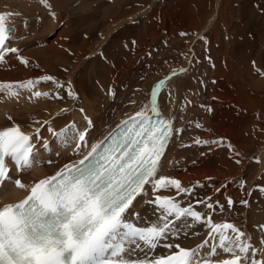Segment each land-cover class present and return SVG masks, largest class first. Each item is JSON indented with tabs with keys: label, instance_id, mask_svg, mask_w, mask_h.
<instances>
[{
	"label": "snow or ice",
	"instance_id": "snow-or-ice-1",
	"mask_svg": "<svg viewBox=\"0 0 264 264\" xmlns=\"http://www.w3.org/2000/svg\"><path fill=\"white\" fill-rule=\"evenodd\" d=\"M40 3L51 7L49 0ZM9 15L0 13V63L8 55H16L22 64L28 65L29 61L18 55V48L9 46L15 39L14 24L5 23ZM176 74L174 70L152 87V113L160 114L157 90H162L166 81ZM41 81H54V77L44 75L16 84L0 83V92L16 96L18 89L34 87ZM49 94L36 91L33 95ZM84 119L92 125L90 118ZM121 123L126 126L125 131L119 138L109 137L112 143L107 147L103 146L104 142L93 144L91 151L76 164L66 165L54 175L40 179L19 202L0 207V264H212V256L220 255L230 258L219 259L217 264H264V259L255 258L260 250L253 248L251 238L244 231L233 223L213 221L216 206L209 202L210 197L195 202L207 212L195 210L193 203L182 206L176 197H190L194 189L183 187L178 179L159 175L162 157L173 134L171 120L152 123L149 114L139 110ZM85 135L86 131H79L78 140L86 142ZM195 143L210 141L197 139ZM32 151L31 137L18 125L0 128V182L7 178L6 158L18 168H31ZM14 183L25 188L19 179ZM146 186H150L154 199L145 204L153 206L155 219L147 226L138 227L127 216L135 208L134 201L149 195ZM160 190H175L176 195H161ZM233 203L228 198V206ZM241 203L246 205L248 201ZM219 207L222 211L223 205ZM136 218L143 219L139 212ZM197 223L208 231L195 247L181 246L170 239L179 238L181 233L186 238L188 230ZM260 227L264 230V225ZM162 241H167L164 248L169 254L149 256ZM209 245L210 253L201 256V251ZM137 253L143 258H125Z\"/></svg>",
	"mask_w": 264,
	"mask_h": 264
},
{
	"label": "rangeland",
	"instance_id": "rangeland-1",
	"mask_svg": "<svg viewBox=\"0 0 264 264\" xmlns=\"http://www.w3.org/2000/svg\"><path fill=\"white\" fill-rule=\"evenodd\" d=\"M57 2H59L58 5L50 9V12H54L58 18L59 23L57 22L56 30L59 31L63 27V33H66L65 27L67 26L72 31L71 34L78 46L83 44L86 51H93L87 57L86 62L79 64V71L75 75V88L78 93L92 87L87 83L89 70L93 69L98 76L97 79H101L106 69L112 66L106 62L104 64L103 60L105 57L107 60H113L114 69L112 71L114 70L116 80H113L111 94H106L110 99L108 102L111 107L107 105L103 108L109 112L108 114L113 112L114 115L115 113L113 123L123 113L128 114L140 108V104L144 105V98L145 100L150 98L152 87L156 82L164 79L176 69H187L178 74L175 79L180 89L178 90L181 91L178 97L175 89L169 86L164 87L157 97L158 104L163 110H168V105L172 102L176 103L177 110L185 111L187 107L189 108L188 112L177 113L178 121L186 120L189 115L194 117L195 128L187 130L186 136L189 141L184 144V148L189 149V152L187 149L177 150L185 155L184 157L189 156L187 161L185 158L182 159L185 161L183 164H194L200 156L204 157L205 154V158L209 157V164L210 162L220 164V155H227L236 147L228 137L215 135L214 130L207 125L208 122L206 124L204 119L201 120L200 115L193 109V107L199 110L205 109L204 115H208L207 121L214 112L213 103H218L225 108L231 107L237 114L242 110L238 105L221 98L215 91L217 72L226 65V47H228L226 38L234 35L235 45L228 59L236 78L235 81L240 85L243 84L247 93V83L251 79L247 72L249 67L254 66L260 75V83H258V90L255 91L253 100L257 111H253L252 119L246 120L247 122L245 121L240 129L241 133L248 132L247 136L244 135L245 139L248 142L251 139L256 145L254 149L241 151L242 158L245 159L242 164L245 165L244 177L247 178L245 187L250 194L249 200L247 199L248 203L245 205L241 203L243 200L241 197L234 200L231 198L234 203L229 207L227 198L230 197L227 196L220 200L218 192H212V183L215 180L210 179L207 182L208 185L195 182L190 184V187L196 188L195 194L190 196V201L195 203L197 200L210 197L209 202L216 206L213 215L215 223H233L244 231L243 227L250 222V210H252L262 217L258 227L264 225V170L261 167V163L264 164V150L263 154L258 156V149L264 147V0H87L82 5L80 0H59ZM213 13L215 14L213 23L206 31L200 33L202 26ZM223 20H227V25ZM162 23L164 25L159 27L160 29L155 27ZM216 35H218L219 44L212 46L211 39ZM67 57H69L67 58L69 63L66 65L63 63L64 66L59 64V67H56L58 69L56 74H59L57 78L65 79L66 73L72 70L73 64L71 63L75 57L70 53ZM103 81L104 78L100 82ZM92 84L94 88H99L95 82ZM65 90L68 91V87ZM103 93L105 94L106 91ZM81 96L80 93L76 109H80L85 102L87 104V101H93L94 97L88 92L86 97ZM99 100L101 99H98L96 103L100 104ZM108 102L102 101L103 104ZM133 107L135 109L131 111ZM192 122L190 120L188 124ZM67 123L68 121L60 123L56 127L61 129ZM197 125L200 126L197 127ZM181 138V141L185 139L182 136ZM197 139L210 141V143L196 144ZM212 141L215 143H211ZM192 142L195 147L197 146V150L193 152L190 148ZM248 142L244 143L248 145ZM239 153L234 152L233 155L238 156ZM234 163L240 164L241 160L234 159ZM28 173L31 174L29 169ZM39 176L41 175H35L37 178ZM216 202L219 204L217 205ZM219 205H223L222 211ZM198 211L207 212L204 207L198 208ZM253 228L256 229V226H250L251 233ZM221 256L223 255L215 256L213 259Z\"/></svg>",
	"mask_w": 264,
	"mask_h": 264
},
{
	"label": "bare ground",
	"instance_id": "bare-ground-1",
	"mask_svg": "<svg viewBox=\"0 0 264 264\" xmlns=\"http://www.w3.org/2000/svg\"><path fill=\"white\" fill-rule=\"evenodd\" d=\"M57 1L59 0H49V3L51 4V7L49 8L41 4L40 0H0V13L11 14L6 16L5 23L14 24L15 26V32L13 33L15 39L9 44V46L18 48V55H22L29 61L28 65H24L19 61L16 55H8L6 60L0 63V83L16 84L24 82L28 79L36 80L38 77L44 75H50L54 77V81H41L34 87L18 89V94L16 96H9L6 92H0V128L18 125L24 133L31 137V145L33 148V158L31 160L32 166L29 168L31 174L19 173L18 176H15L11 171H6L7 179H4L2 182H0V203L2 204H5L9 201H16L19 198L26 196L30 192V187L38 182L33 176L45 175L44 177H48L65 168L66 165L77 163L89 151H91L93 144L100 143L113 129L119 126L122 121L128 119L129 116L134 115L136 111L144 110L149 114V116L155 114L151 112L150 95V98L146 99L147 101L144 98V105L142 104L141 106L140 104V108L136 110H134L135 107H133V109L130 110L134 111L128 114L123 113L117 120H115L116 122L114 121L113 123L115 113L114 115L113 112L108 114L109 112H106V110L103 109L104 106H110V99L106 94H111L110 89L113 87V80H116L114 78V70L112 71V69H114L112 64L113 60H107L106 57L103 60V63L105 64L106 62L108 65L111 64L112 66L111 68L108 67V69H106L103 76L104 81L100 82L101 79L103 80V78L97 79V74L93 72V69H91L89 70L87 83L92 87H89L86 90L80 91L78 93V90H76L77 88H75V75L79 71V64L86 62L87 57L90 56L93 51L87 50V52L84 49L83 44L78 46L76 44V39L71 34L72 31L69 30L67 26L65 27V30L67 31L66 33H63V27L59 31L56 30L58 28H56L58 18L56 15H52L50 9L58 5L59 2ZM86 1L87 0H80L81 5ZM214 17L215 14L213 13L206 24L202 26L200 33L207 30L210 24L213 23ZM223 21L227 25V20ZM162 25H164V23L155 27L159 28L162 27ZM159 32H161V30H159ZM194 37L192 39H194ZM105 39L106 38L104 37V40ZM226 39L228 46L226 47V65L217 72L215 91L221 98L238 105L242 110L237 114L231 107L225 108L220 106L218 103H213L214 112L211 117L209 116L207 121L208 115H204L205 109L199 110L195 107H193V109L200 115L199 118L201 120L204 119L206 124L208 122L207 125L214 130L215 135L228 137L236 147L229 154L223 156L220 155V164H212V162L209 164V157L205 158L206 154L204 157L200 156L194 164H183L185 161H187V159H189V156L184 157L185 155L179 153L178 151L180 149H187L184 148V144L189 141V138H187L188 136H186V132L187 130L190 131L195 128V121L193 120L194 117L189 115L186 120L182 119V122L178 121L177 113L186 112L189 108L187 107L185 111H180V109L177 110L176 103L172 102L169 103L168 110H163L159 106L157 98V108L159 113H165L166 115H164L172 121L173 126V134L165 149V154L162 157V171L159 172V175H166L169 178L178 179L181 181V185L183 187L189 189L190 184L193 182L207 184L208 180L213 179L215 181L212 183V192H218L220 200L227 198V196L233 200L237 197H241L243 200H249L248 197L250 194L248 189L245 187V181L247 179L246 176L244 177L245 165L242 164L243 160L245 159L242 158L243 154L241 151L244 152V150L254 149L256 148V145L251 139L250 142H248L244 136L245 134L247 136L248 132L245 134L241 133L240 129L246 120L249 118L250 120L252 119L251 116L253 111H257L253 105L255 102H253V100L255 98L254 93L258 90V83H260V75L254 66L249 67V71H247L249 76L247 73L246 75L251 79L247 83L248 91L246 89V93L245 87L242 86L243 84L240 85L235 81L236 78L234 72H232L231 64L228 59V55H231L232 48L235 45L234 35H230ZM210 43L212 46L219 44L218 35L211 39ZM69 53L75 57L73 59V63L70 62L73 64L72 70L66 73L65 79L57 78L59 74H56L58 71L56 67H59V64L64 66V64L66 65V63H69L67 60V58L69 59V57H67ZM178 70L179 69H176L177 74L174 77H171V79L167 80L166 84L164 85V87L169 86L175 89L177 97L181 91H179L180 89L177 87V82L175 79L178 74L182 73ZM170 75L171 73L168 76ZM55 82H59V85L62 87H57ZM93 82H95L99 88H94L92 84ZM67 87L68 91L65 90ZM100 89H102L103 92L106 91V93L104 94L102 91H100ZM36 91H40L41 93L48 92L50 94L48 96L41 95L40 97H35L33 94ZM160 91L161 90H157V93L159 94ZM69 92H72V95H69ZM87 92L94 95L92 99L93 101H87V99V104H85V102L80 109H76V103L79 101L80 93L82 95L81 97L83 98L84 95L86 97ZM100 92H102L103 95L101 94L100 96ZM136 96L138 95L136 94ZM98 99H101L99 100L100 104L96 103ZM138 100L137 103L139 102ZM102 101L104 103L105 101L109 102L103 104ZM143 101L140 102L142 103ZM81 109H83V111H81ZM175 110L177 111L175 112ZM66 112L67 115H65ZM9 117L11 119H9ZM85 117L91 119L92 125L87 124L86 120L84 119ZM190 120L193 121L192 124H188ZM66 121H68V123L64 125L63 128L58 129V127H56V125L58 126V124ZM79 131H86V142H81L78 140L77 133ZM181 136L185 137V139L183 138V141H181ZM202 138L205 139L204 137ZM244 142H248L249 144L246 145ZM190 146L191 152L195 151V149L197 150V146L195 147L194 142L190 143ZM188 150L189 149H187V151ZM258 150V156H261L260 154H263L264 147H260ZM234 152L240 153L238 156H234ZM43 157H49V164H41L42 162L40 160H43ZM183 158H185V161L182 160ZM234 159L241 160V163L235 164ZM7 164L15 163L10 158H8ZM261 167L262 170H264V164L261 163ZM17 179L25 184V188L21 189L15 185L14 181ZM6 181L9 182V184L4 187V182ZM146 187L149 189V195L140 197L137 201H134L135 208L133 211L129 212L127 216V219L131 222H134L138 227L147 226L151 220L155 219V217L152 215L153 206L145 204V201L154 199V197L151 195L150 186ZM158 194L173 196L176 195L175 190H171L170 192L160 190ZM176 198L177 200L181 201L182 206H187L188 203H191V198L187 195H184L183 198ZM200 207L204 206L195 204V210L198 211V208ZM137 212H139L143 218L142 221L137 220ZM261 221L262 217L258 213L256 214L254 211L250 210V222L245 224L243 227L246 235L251 238L250 243L252 244L253 248L260 250L256 253V259H264V254H262L264 253V243H261V241H264V230H262L261 227H258V224ZM251 225L256 226V229H252V233L250 232ZM188 231L189 235L186 238L184 237L183 233H181L179 238L170 237V239L180 242L181 246L195 247L205 238L208 228L197 223ZM196 232H198L200 235L197 236L192 234ZM166 242L167 241H162L161 244L152 252L148 253V255L158 256L169 254L168 250L164 248V243ZM207 252V250H202L200 255L205 256L207 255ZM125 258L135 260L143 257L137 253L136 255L126 256ZM226 258L230 257L223 255L219 258L213 259L212 263L216 264L219 259Z\"/></svg>",
	"mask_w": 264,
	"mask_h": 264
}]
</instances>
